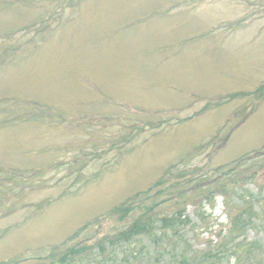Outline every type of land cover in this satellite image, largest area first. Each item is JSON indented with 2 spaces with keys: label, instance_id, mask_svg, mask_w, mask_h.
Returning a JSON list of instances; mask_svg holds the SVG:
<instances>
[{
  "label": "rangeland",
  "instance_id": "1",
  "mask_svg": "<svg viewBox=\"0 0 264 264\" xmlns=\"http://www.w3.org/2000/svg\"><path fill=\"white\" fill-rule=\"evenodd\" d=\"M263 86L264 0H0V264L94 249L141 194L204 251L229 221L192 191L257 155L229 210L264 249Z\"/></svg>",
  "mask_w": 264,
  "mask_h": 264
},
{
  "label": "trees",
  "instance_id": "2",
  "mask_svg": "<svg viewBox=\"0 0 264 264\" xmlns=\"http://www.w3.org/2000/svg\"><path fill=\"white\" fill-rule=\"evenodd\" d=\"M262 89L264 86L259 91ZM260 157L257 155L251 158L244 165L231 166L229 173L222 175L221 179L207 185L202 184L196 191H192V199L196 200L211 194L208 188L215 184L227 211L229 229L217 231L216 242L211 243L204 251L196 252L187 243L179 246V240L185 237L188 221L183 219V209L163 216L156 214L146 203L150 198L138 199L143 196L141 194L129 205L120 208L123 215L139 211L129 228L98 241L94 249L80 246L79 243L63 252L65 244L53 247L43 256L42 264H225L231 261L234 264H264L263 247L259 242L248 241L246 238L247 232L255 229L254 226L260 222V215L263 213L255 206V197L245 195L239 199L234 212L229 210V200L240 186H246L243 181L247 174L261 168ZM159 225L160 231L157 229ZM78 235L79 232L72 239H77ZM169 253V258H165Z\"/></svg>",
  "mask_w": 264,
  "mask_h": 264
}]
</instances>
